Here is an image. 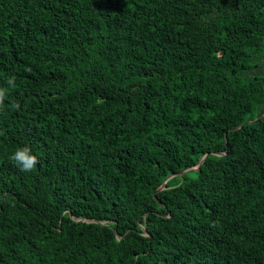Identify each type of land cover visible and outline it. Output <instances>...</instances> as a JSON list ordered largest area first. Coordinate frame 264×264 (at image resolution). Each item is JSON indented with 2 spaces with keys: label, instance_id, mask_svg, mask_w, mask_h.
I'll return each mask as SVG.
<instances>
[{
  "label": "trees",
  "instance_id": "obj_1",
  "mask_svg": "<svg viewBox=\"0 0 264 264\" xmlns=\"http://www.w3.org/2000/svg\"><path fill=\"white\" fill-rule=\"evenodd\" d=\"M0 264H264V0H0Z\"/></svg>",
  "mask_w": 264,
  "mask_h": 264
},
{
  "label": "water",
  "instance_id": "obj_2",
  "mask_svg": "<svg viewBox=\"0 0 264 264\" xmlns=\"http://www.w3.org/2000/svg\"><path fill=\"white\" fill-rule=\"evenodd\" d=\"M193 168H194V167H192V168H190V169H193ZM186 170H188V169H186ZM184 171H185V170H184ZM171 176H172V175H170L169 177H171ZM169 177H168V178H169Z\"/></svg>",
  "mask_w": 264,
  "mask_h": 264
}]
</instances>
